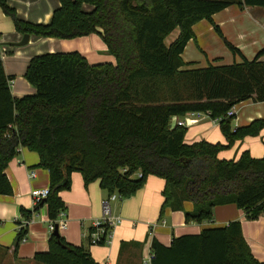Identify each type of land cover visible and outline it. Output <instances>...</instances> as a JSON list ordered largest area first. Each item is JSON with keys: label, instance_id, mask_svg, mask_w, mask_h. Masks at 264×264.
<instances>
[{"label": "trees", "instance_id": "trees-1", "mask_svg": "<svg viewBox=\"0 0 264 264\" xmlns=\"http://www.w3.org/2000/svg\"><path fill=\"white\" fill-rule=\"evenodd\" d=\"M234 2L60 0L49 23H32L0 0L19 32L61 39L98 33L116 58V64H91L78 51L35 55L24 76L36 92L22 97L12 94L14 77L0 58V196L12 193L6 167L20 147H28L50 172V193L34 208L46 204L50 219L65 210L60 191L70 189L75 171L86 185L100 180L109 194L122 198L142 188L149 175L163 178L161 215L168 208L183 210L187 221L202 222L213 217L215 206L229 203L250 218L264 215V156L252 157L247 150L239 159L218 157L236 140L264 128L262 118L232 130L234 116H227L244 101H264V48L251 60L206 67H193L182 56L195 38L193 26ZM239 3L264 6V0ZM176 29L179 35L168 43ZM190 112L219 119L228 143H188L187 128L170 122ZM187 201L193 203L190 211ZM34 211L22 213L29 219ZM26 234L24 228L19 240ZM49 243V250L35 254L37 261L98 264L90 252L54 231ZM151 249L154 264H264L252 254L240 221L181 235L171 246L155 239Z\"/></svg>", "mask_w": 264, "mask_h": 264}, {"label": "crops", "instance_id": "crops-1", "mask_svg": "<svg viewBox=\"0 0 264 264\" xmlns=\"http://www.w3.org/2000/svg\"><path fill=\"white\" fill-rule=\"evenodd\" d=\"M234 1L232 5L213 14L211 19H202L193 26L195 38L186 46L182 55L184 61L192 62L193 67L231 64L241 62L244 57L251 60L264 48V6L241 5V0ZM7 4L24 20L49 23L54 10L60 6V0H7ZM83 8L91 10L93 6L84 4ZM171 35L170 42L179 35V29ZM23 36L24 33L16 30L12 18L0 7V58L6 74L15 77L11 91L16 97L36 92V88L26 82L19 88L15 84L17 80H23L30 59L38 54L78 51L91 64H116L115 56L109 53L98 33L72 39L30 34L29 46L16 45ZM226 41L238 48L242 55L234 53ZM175 117L173 124H170L176 126L178 121L185 122L188 143L201 140L228 143L220 121L213 119L208 113L190 112ZM262 118L264 101L249 99L237 105V114L231 123L232 130ZM247 150L252 157L264 156V128L257 136L236 140L230 147L220 151L218 157L239 159ZM39 163L38 152L20 147L18 154L5 169L12 185V193L0 196V264H45L37 261L35 254L49 250L51 219L46 204L34 211L32 191L49 188L51 179L49 170L39 166ZM32 170L36 171L34 178L30 177ZM164 186L163 178L149 175L146 183L136 193L111 202L113 213L120 215L123 221L115 227L111 244L92 245L89 231L94 222L102 218V201L109 193L102 188L100 180L86 185L82 174L75 171L71 175L70 189L60 191L67 217L66 226L59 230L60 235L68 243L90 252L98 264H143L144 256L152 248L155 239L165 246H171L174 238L181 235L199 234L206 228L240 221L243 237L252 254L264 262V215L256 219L250 218L235 203L215 206L213 217L202 222L187 221L183 210L168 208L161 215ZM23 209L34 212L33 221L26 228V240L20 241V224L25 219ZM192 209L193 203L187 201L185 210Z\"/></svg>", "mask_w": 264, "mask_h": 264}, {"label": "built area", "instance_id": "built-area-1", "mask_svg": "<svg viewBox=\"0 0 264 264\" xmlns=\"http://www.w3.org/2000/svg\"><path fill=\"white\" fill-rule=\"evenodd\" d=\"M13 83L14 80L11 81V85H13ZM236 114H237V106H234L228 111L227 116L231 117V116H235ZM216 120L219 121V119ZM178 125L184 126L185 122L178 121ZM18 151H20V148L18 149ZM30 177L31 178L36 177V171L32 170L30 172ZM49 193H50L49 188L37 189L32 191V197L34 199L35 205L47 199ZM118 198H122V197L118 193H112L109 194L108 197L102 201L103 216L101 219L94 222L93 226L89 231L90 244L109 245L112 243L114 229L123 221V218L120 215L114 214L112 210L111 202L117 200ZM32 221H33V216L29 219L25 218L20 224L21 227L20 230L27 228ZM66 224H67L66 212L65 210H61L56 219L50 220L49 229L51 232H53L56 226H58L60 230L61 228H64ZM25 240H26V235L23 236L21 241H25ZM154 259H155L154 250L150 249L144 256L143 264H154Z\"/></svg>", "mask_w": 264, "mask_h": 264}, {"label": "rangeland", "instance_id": "rangeland-1", "mask_svg": "<svg viewBox=\"0 0 264 264\" xmlns=\"http://www.w3.org/2000/svg\"><path fill=\"white\" fill-rule=\"evenodd\" d=\"M172 36V35H171ZM170 40H171V38L169 37V39H168V43L170 42ZM29 43V42H28ZM28 43L27 44H25L24 46H27L28 45ZM29 44H31V43H29ZM29 46V45H28ZM57 52V51H56ZM48 53V52H47ZM50 53H55V52H50ZM225 64V63H224ZM15 78V77H14ZM23 80H17V82H16V84H15V87L17 86V88H19L20 86H22V84H24L25 82H26V84H28V85H30V86H32V84L25 78V76H24V78H22ZM36 90V89H35ZM34 93H35V91H34ZM29 94V93H28ZM31 94H33V92H31ZM175 119H176V117L175 118H172L171 119V124H173V122L175 121ZM118 200H121V198H118Z\"/></svg>", "mask_w": 264, "mask_h": 264}, {"label": "water", "instance_id": "water-1", "mask_svg": "<svg viewBox=\"0 0 264 264\" xmlns=\"http://www.w3.org/2000/svg\"><path fill=\"white\" fill-rule=\"evenodd\" d=\"M29 40H30V34L29 33H25L23 38H22V40L20 42L16 43V45H19V46L25 45V44H27L29 42ZM54 233L56 235H60L58 226H56V228L54 230Z\"/></svg>", "mask_w": 264, "mask_h": 264}]
</instances>
